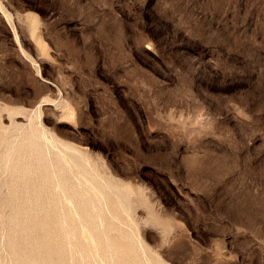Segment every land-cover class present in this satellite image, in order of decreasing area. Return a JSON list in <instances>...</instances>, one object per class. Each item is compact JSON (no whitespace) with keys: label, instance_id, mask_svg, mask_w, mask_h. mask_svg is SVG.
Listing matches in <instances>:
<instances>
[{"label":"rangeland","instance_id":"rangeland-1","mask_svg":"<svg viewBox=\"0 0 264 264\" xmlns=\"http://www.w3.org/2000/svg\"><path fill=\"white\" fill-rule=\"evenodd\" d=\"M0 264H264V0H0Z\"/></svg>","mask_w":264,"mask_h":264},{"label":"bare ground","instance_id":"bare-ground-1","mask_svg":"<svg viewBox=\"0 0 264 264\" xmlns=\"http://www.w3.org/2000/svg\"><path fill=\"white\" fill-rule=\"evenodd\" d=\"M71 200H72V199H71ZM71 200H70V201H71ZM72 203H74V202H72ZM75 206H76V205H75Z\"/></svg>","mask_w":264,"mask_h":264}]
</instances>
